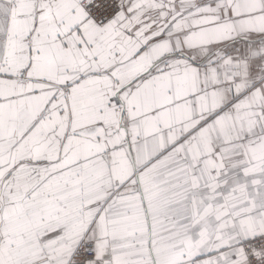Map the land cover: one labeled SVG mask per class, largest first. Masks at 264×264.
<instances>
[{"label": "snow or ice", "instance_id": "6c2138e0", "mask_svg": "<svg viewBox=\"0 0 264 264\" xmlns=\"http://www.w3.org/2000/svg\"><path fill=\"white\" fill-rule=\"evenodd\" d=\"M0 264H264V0H0Z\"/></svg>", "mask_w": 264, "mask_h": 264}]
</instances>
